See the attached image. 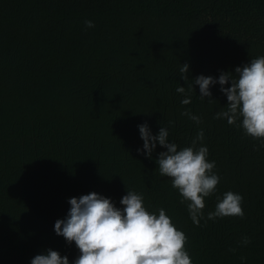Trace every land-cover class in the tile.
<instances>
[{
	"label": "trees",
	"instance_id": "trees-1",
	"mask_svg": "<svg viewBox=\"0 0 264 264\" xmlns=\"http://www.w3.org/2000/svg\"><path fill=\"white\" fill-rule=\"evenodd\" d=\"M89 20L95 26L86 29ZM259 56L264 0H0V264H30L48 249L71 264L78 249L54 232L68 200L94 192L121 207L130 189L184 232L193 264H264L260 141L214 119L227 104L218 84L210 88L215 102L201 100L194 84L190 105L176 92L187 88L184 64L189 81L218 79ZM143 123L153 135L168 127L178 148L203 129L220 177L205 217L228 191L243 196L244 217L194 225L187 202L159 174L166 149L137 154Z\"/></svg>",
	"mask_w": 264,
	"mask_h": 264
},
{
	"label": "clouds",
	"instance_id": "clouds-1",
	"mask_svg": "<svg viewBox=\"0 0 264 264\" xmlns=\"http://www.w3.org/2000/svg\"><path fill=\"white\" fill-rule=\"evenodd\" d=\"M84 23L86 29L95 26L90 20ZM179 72L180 78L187 83V88H176V92L184 97L182 106L192 103L189 92H194L193 84L198 86L201 100L215 102L211 100L210 88L218 84L227 104L214 119L236 125L244 135L260 141L254 150L264 149V56L236 67L234 75L221 72L218 79L199 75L189 81L186 76L188 64L181 66ZM226 84L230 87H225ZM181 115L197 126L201 123V118L190 110ZM137 127L143 142L142 148L137 149L138 155L150 159L157 145L166 149L156 160L159 174L171 179L172 188L181 197L180 203L187 202L188 215L194 225L200 226L201 220L215 222L227 217H244V198L232 191L217 196L214 211L205 217V198L216 193L220 177L213 171L215 161L208 159L203 129L197 132L191 146L178 148L169 140L168 127H161L156 135L147 123ZM126 193L119 201L121 207L94 192L68 200L67 215L55 222L54 232L67 243L74 242L78 249L79 255L71 264H193L185 248L186 235L173 224L166 211L160 208L151 212L145 207L142 193L131 189ZM240 243L246 246L250 239L242 237ZM241 261L244 264L243 257ZM30 264H70V261L67 256L62 257L57 251L48 249L31 259Z\"/></svg>",
	"mask_w": 264,
	"mask_h": 264
}]
</instances>
